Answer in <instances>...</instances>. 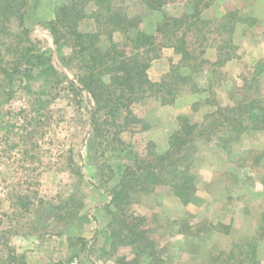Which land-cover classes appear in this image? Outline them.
<instances>
[{
  "label": "rangeland",
  "instance_id": "1",
  "mask_svg": "<svg viewBox=\"0 0 264 264\" xmlns=\"http://www.w3.org/2000/svg\"><path fill=\"white\" fill-rule=\"evenodd\" d=\"M68 2L28 0L31 47L47 65L32 67L26 75L13 74L12 82L3 84L0 258L5 260L10 249L23 256L25 264H264V0H236L234 8L201 0L200 17L211 22L202 32L208 40L196 43L191 29L188 48L214 50L217 55L213 61L203 55L204 63L190 74L197 90L186 86L177 97L178 105L188 104L190 114L177 116L175 132L159 135L161 122L154 112L176 101L161 105L155 98H145L131 110L141 123L118 134L121 144L104 142L91 129L93 99L63 77L80 85L87 76L71 54L72 39H59V23H51ZM175 2L183 4L180 16L193 3H115L136 21L135 30L152 34L165 17H172L166 8ZM92 5L86 6L87 17L78 24L81 33L97 31L98 9ZM230 14L235 22L228 34L221 25ZM54 29L56 43L51 36ZM208 29L211 33H206ZM111 38L121 43L126 36L115 32ZM230 39L232 58L218 60V48ZM101 41L103 47L108 44L104 35ZM11 55L0 46L1 65L9 72ZM179 72L189 73L185 68ZM181 117L190 127L186 136ZM177 137L187 141L182 145L179 141L180 156L188 154L185 171L181 163L178 173L188 170L186 176L193 178L190 193H184L186 203L175 196L172 183L152 186L149 193L137 186L125 192L118 205L110 202L111 191L125 168L134 164L136 154L148 156L147 161L152 159L149 153L166 155ZM167 170L161 175L164 180L173 175Z\"/></svg>",
  "mask_w": 264,
  "mask_h": 264
},
{
  "label": "trees",
  "instance_id": "2",
  "mask_svg": "<svg viewBox=\"0 0 264 264\" xmlns=\"http://www.w3.org/2000/svg\"><path fill=\"white\" fill-rule=\"evenodd\" d=\"M117 1L69 0L67 4L59 7L51 23H59V35H61L59 39L60 37L72 39L71 54L76 56L81 68L87 72V76L79 81L80 85L73 84L66 75L63 77L76 90L84 92L88 98L93 99L95 106H91L90 110L91 129L97 130L104 142L111 140L121 144L118 134L129 125L136 127L141 123L132 115L133 105L145 98H155L161 105H171L183 94L184 87L188 86L191 91L197 90L195 84H191L190 74L196 72L204 63L205 49L190 50L187 38L193 29V39L196 43L200 41L202 45L203 41L208 40L202 32L211 22L200 17L201 0H191L193 3L191 9L187 10L189 12L178 18L165 17L157 25L154 33L149 34L139 29L135 30L138 24L116 5ZM27 2L28 0H0V46L5 48L6 55L9 53L13 55V60L9 61V66L13 63L11 72L1 65L4 61L0 56V97L3 95V84L6 81L11 83L13 74L26 75L32 67L43 68L47 65L44 56L39 53L37 55L35 49L31 47L30 30L26 26ZM91 3L98 9L94 13L97 31L81 33L77 29L78 24L87 17L85 8ZM148 7L153 6L148 5ZM223 20H226V25L222 24L221 29L231 34L235 16L230 14ZM115 32L124 34L125 40L121 43L114 42L111 37ZM55 33L56 29L51 32L54 43L57 42ZM206 33L211 32L208 29ZM103 35L108 39L105 47L101 44ZM15 37H18V40H13ZM230 42L231 39L218 48V60L232 58L229 51L233 45ZM20 44L25 48L21 50ZM26 44L30 47H26ZM164 47H172L175 53L180 55V62L178 65L170 63L169 72L159 82H152L147 76V70L150 62L159 58ZM225 50L228 52H223ZM12 51H15L17 56ZM181 68L187 69L189 73H180ZM101 111H104L103 116H100ZM122 115L124 116L122 122L117 123V119ZM179 121L184 136L188 135L187 130L190 129L188 120L181 117ZM176 140L177 143L169 144V153L166 155L149 153L152 157L149 161L146 160L148 156L141 157L136 154L134 164L125 168L119 185L111 191L110 202L118 205L121 199L126 198V193L134 188L137 189V186L139 190L149 193L152 191V186L172 183L175 196L186 203L187 196L184 193H190L193 178L190 174L186 176L188 170L178 173V166L181 163L185 171L188 154L184 156L185 158L180 156L179 147V141H181L180 145L187 144V141L178 137ZM167 168L166 172L173 175L168 180H164L161 175ZM181 173H184L183 176L178 178ZM79 174L82 176L80 172ZM137 220L138 225L142 224V220ZM138 235L136 234V237ZM0 264H25V261L23 256H18L9 249L6 259L0 258Z\"/></svg>",
  "mask_w": 264,
  "mask_h": 264
},
{
  "label": "crops",
  "instance_id": "3",
  "mask_svg": "<svg viewBox=\"0 0 264 264\" xmlns=\"http://www.w3.org/2000/svg\"><path fill=\"white\" fill-rule=\"evenodd\" d=\"M225 1H227V0H217V3L221 2V3H219V4H221V6H224V5L228 6V4H229V6H231L233 8L237 7L236 0H231V2L227 1L228 3ZM234 2H236V3H234ZM213 7H214V5H213ZM167 8H166V11L168 10L169 16H172L175 18L180 17V15L183 12V4H178L176 2L171 3V5H167ZM222 13H224V12H222ZM154 15H156V14H154ZM157 21H158V19H157ZM89 32H92V31H89ZM205 53H206L207 59L209 61L215 60L217 54L214 50H208ZM169 60H171L174 64H176L179 62L180 56L175 54L172 49H163L162 57L158 60L153 61L151 63L150 68L147 70V76H148L150 81L158 82L160 80V78L168 71ZM154 113H155L154 117H157L158 119L160 118V122H161L160 126H159L160 128H159L157 133H159V135H162V136H168L169 134H172L173 132H175L177 130V126L175 124V120H176L177 116H179L180 114L188 115V114H190V110H189L188 104L186 106L178 105V101H176V103L172 106H158L157 110ZM150 120L151 119H149V117L146 118V121L148 123L150 122ZM151 139H152L151 141L156 142L155 139L154 140H153V138H151ZM164 143H163V145H164ZM174 199H175V196L173 197V200Z\"/></svg>",
  "mask_w": 264,
  "mask_h": 264
}]
</instances>
